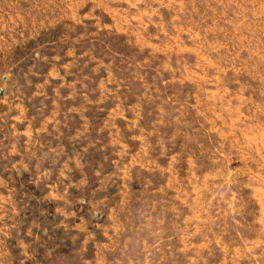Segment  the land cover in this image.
<instances>
[{
    "label": "rangeland",
    "instance_id": "obj_1",
    "mask_svg": "<svg viewBox=\"0 0 264 264\" xmlns=\"http://www.w3.org/2000/svg\"><path fill=\"white\" fill-rule=\"evenodd\" d=\"M0 264H264V0H0Z\"/></svg>",
    "mask_w": 264,
    "mask_h": 264
},
{
    "label": "crops",
    "instance_id": "obj_2",
    "mask_svg": "<svg viewBox=\"0 0 264 264\" xmlns=\"http://www.w3.org/2000/svg\"><path fill=\"white\" fill-rule=\"evenodd\" d=\"M153 216L152 215H148L147 217H145V220L144 221V224H146L147 226H145L144 224V228H142V231H143V237L145 236V231L148 232V236L145 238L146 239H151V238H155L153 237V235H156L157 234V231L156 233H154V227L152 228L149 221L150 219L152 218ZM168 216H156V219H167ZM113 219V218H112ZM190 220L189 216L185 217V221H184V224L187 226V223L188 221ZM128 223H131L128 221ZM176 224V223H175ZM127 230H123L122 229V233H126V238L128 239H132V238H142L141 236V232H138V231H135L133 227H130V226H127ZM189 235V237H192V232H187ZM207 234V230H204L203 231V234ZM161 237H164V238H168V239H174L175 237L177 238V234L175 235V232L171 231V227L169 228V231H163L161 232ZM181 238V237H180ZM143 247H148L147 246V243H145V241L143 242ZM169 248V247H168Z\"/></svg>",
    "mask_w": 264,
    "mask_h": 264
}]
</instances>
